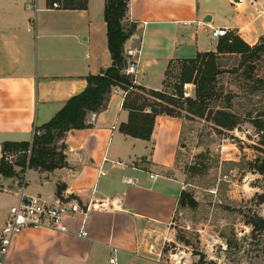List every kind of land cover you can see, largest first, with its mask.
<instances>
[{"label":"crops","instance_id":"crops-1","mask_svg":"<svg viewBox=\"0 0 264 264\" xmlns=\"http://www.w3.org/2000/svg\"><path fill=\"white\" fill-rule=\"evenodd\" d=\"M105 4L88 0L85 9H65L48 0H0V159L4 142H32L36 127L87 87L88 75L111 66ZM124 23L136 24L124 42L125 57L137 52V72L130 76L164 90L172 61L216 50L213 28L257 43L264 36V0H129ZM126 94L114 86L106 108L87 115L88 127L58 141L66 145V166L26 174L28 194L91 205L88 237L76 235L80 214L67 219L69 233L24 229L13 239L7 264H109L112 257L116 264H151L149 247L159 244L186 190L176 168L184 119L157 115L149 140L125 134ZM12 180L0 190V197L13 196L5 207L0 199V226L19 199L21 184Z\"/></svg>","mask_w":264,"mask_h":264},{"label":"rangeland","instance_id":"rangeland-1","mask_svg":"<svg viewBox=\"0 0 264 264\" xmlns=\"http://www.w3.org/2000/svg\"><path fill=\"white\" fill-rule=\"evenodd\" d=\"M221 64L220 96L209 106L215 112L229 105L239 123L233 130H222L209 110L204 117L189 112L185 97H195V85L183 86L184 97L174 106L185 130L176 168L196 202L179 204L159 244L149 251L151 264H264V132H258L247 116L262 107L264 89L253 90L257 84L246 78L239 57H225ZM181 65L179 59L170 64L164 88L169 93H178ZM253 76L264 78V55ZM227 93L236 94L231 103L224 99ZM21 153L8 155L17 174L2 177L0 190L7 188L4 181L10 178L15 185L24 184L30 168L28 162L24 169L18 165ZM0 199L5 207L13 196L3 194Z\"/></svg>","mask_w":264,"mask_h":264},{"label":"trees","instance_id":"trees-1","mask_svg":"<svg viewBox=\"0 0 264 264\" xmlns=\"http://www.w3.org/2000/svg\"><path fill=\"white\" fill-rule=\"evenodd\" d=\"M56 2L59 4L58 7L65 9H85L88 5V0H48V5L53 7ZM128 2L129 0H106L104 16L108 30V46L112 55L111 66L100 73L88 75L87 87L73 95L49 122L36 127L32 142L3 143L0 179L17 174L7 158L9 154L20 151L23 153L20 155L18 165L23 169L26 168V162L29 168L46 171L66 166L64 153L66 145L64 143L58 145V141L70 130L88 127L87 115L106 108L108 96L114 86H121L127 92L123 107L129 111V118L120 125V130L125 134L149 140L157 115L182 117L175 111L174 106L179 104V98L184 97L183 86L186 83L195 85V97H185L189 112L204 117L209 110L208 115H212L215 124L222 130H233L237 127L238 115L228 110L229 105L222 106L215 112L209 106L211 100L220 96L217 80L219 74L224 72L221 60L225 57H239V66L245 65L246 78L252 79L257 84L254 85L253 90L264 89V78L253 76L257 61L264 55V36L251 45L239 34L231 31L219 38L216 50L198 52L193 58L181 60L180 86L177 95L166 90L148 89L136 84L132 76L123 72L126 66L124 42L136 29V24L124 23ZM235 95V93H227L224 99L231 103ZM247 116L258 132H264V103L258 111H249ZM195 200L189 192L183 191L179 203L194 205Z\"/></svg>","mask_w":264,"mask_h":264},{"label":"built area","instance_id":"built-area-1","mask_svg":"<svg viewBox=\"0 0 264 264\" xmlns=\"http://www.w3.org/2000/svg\"><path fill=\"white\" fill-rule=\"evenodd\" d=\"M58 3H54L58 7ZM147 22H144L146 24ZM229 33L226 27L213 28V37L220 38ZM137 52L129 50L126 56V66L123 70L127 75H134L137 72V61L133 60ZM26 181L20 186L19 199L9 208L8 216L3 225L0 226V264H7V257L13 239L16 235L27 228H48L60 233H69L67 219L82 215V222L77 236L88 237L87 218L90 211V204L81 205L76 198L69 196L55 197L49 199L41 194H28L25 190ZM167 238L164 239V242ZM154 245H150V250ZM158 258L162 253H157ZM109 264H116L112 257Z\"/></svg>","mask_w":264,"mask_h":264},{"label":"water","instance_id":"water-1","mask_svg":"<svg viewBox=\"0 0 264 264\" xmlns=\"http://www.w3.org/2000/svg\"><path fill=\"white\" fill-rule=\"evenodd\" d=\"M210 19H211V16L208 15V16L206 17V20H210Z\"/></svg>","mask_w":264,"mask_h":264}]
</instances>
